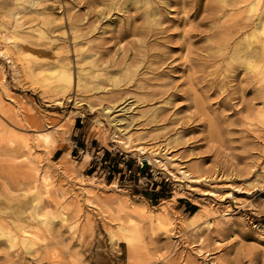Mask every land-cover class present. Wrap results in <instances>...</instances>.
<instances>
[{
    "label": "rangeland",
    "instance_id": "1",
    "mask_svg": "<svg viewBox=\"0 0 264 264\" xmlns=\"http://www.w3.org/2000/svg\"><path fill=\"white\" fill-rule=\"evenodd\" d=\"M262 15L0 0V264H264Z\"/></svg>",
    "mask_w": 264,
    "mask_h": 264
},
{
    "label": "bare ground",
    "instance_id": "2",
    "mask_svg": "<svg viewBox=\"0 0 264 264\" xmlns=\"http://www.w3.org/2000/svg\"><path fill=\"white\" fill-rule=\"evenodd\" d=\"M21 1V0H20ZM254 1H256V0H254ZM19 2V1H18ZM250 2H251V0H250ZM24 3V2H23ZM45 3V2H44ZM34 4V3H33ZM248 5H249V3H248ZM254 7V4H250V6H249V10H252V8ZM20 8H21V6H20ZM106 12V11H105ZM250 11H248V13H249ZM69 15V14H68ZM16 16V15H15ZM19 16V15H18ZM262 16H264V15H262ZM149 21V20H148ZM15 23V22H14ZM262 24H264V23H262ZM21 26V25H20ZM261 29H260V34H264V25H262V27H260ZM41 32V31H40ZM40 32H39V34H40ZM256 32V30L254 29V33ZM16 33V32H15ZM254 33H252L251 34V37H250V39H254L255 40V34ZM42 34V33H41ZM21 35V34H20ZM38 36V35H37ZM16 38V37H15ZM5 39V38H4ZM250 39H248V40H250ZM75 41V40H74ZM256 41V40H255ZM249 42V41H248ZM252 44L253 43H248L247 44V46H249V47H251L252 46ZM7 47V46H6ZM5 47V48H6ZM75 50V49H74ZM5 52V51H4ZM7 53V52H6ZM5 53V54H6ZM4 54V55H5ZM7 54H9V53H7ZM6 54V55H7ZM5 55V56H6ZM8 56V55H7ZM247 61V60H246ZM124 66V65H123ZM254 66H255V64L253 63V61H251V60H249L248 62H245V67L247 68V69H252V68H254ZM84 67V66H83ZM16 70V69H15ZM43 77L45 78V80H52V81H54L55 83L53 84V88H55V89H58V90H63V89H65L66 88V86L69 84V83H71L70 82V80H71V69L69 68V66L68 65H66L65 67H52V68H49V69H47V70H45L44 72H43ZM113 78V77H112ZM1 79V78H0ZM62 79L64 80V82L62 81ZM51 82V81H50ZM111 108V107H110ZM109 112V111H108ZM38 135V134H37ZM43 136V135H42ZM48 138V136H45V139H47ZM39 217H41V219L43 220V222L45 223V224H47L48 223V219H47V217H46V215H43V216H39ZM50 223V222H49ZM51 224V223H50ZM19 231H21L22 229L21 228H17ZM27 233H29L27 230H22L21 231V234L22 235H26ZM0 235L2 236V237H4V238H6L8 241H14L15 239H14V235L12 234V232H11V230H8L7 231V229H5L4 230V228L3 229H1L0 230ZM23 244L25 245V247H29L30 246V239H28L27 237H24V239H23Z\"/></svg>",
    "mask_w": 264,
    "mask_h": 264
},
{
    "label": "trees",
    "instance_id": "3",
    "mask_svg": "<svg viewBox=\"0 0 264 264\" xmlns=\"http://www.w3.org/2000/svg\"><path fill=\"white\" fill-rule=\"evenodd\" d=\"M106 154H108V151H107V150H105V152H104V156H105ZM146 166H147L146 164H143L141 167L143 168V167H146Z\"/></svg>",
    "mask_w": 264,
    "mask_h": 264
}]
</instances>
